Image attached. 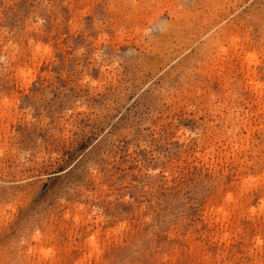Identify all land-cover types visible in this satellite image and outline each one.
Masks as SVG:
<instances>
[{"label":"rangeland","instance_id":"obj_1","mask_svg":"<svg viewBox=\"0 0 264 264\" xmlns=\"http://www.w3.org/2000/svg\"><path fill=\"white\" fill-rule=\"evenodd\" d=\"M0 264H264V0H0Z\"/></svg>","mask_w":264,"mask_h":264},{"label":"bare ground","instance_id":"obj_2","mask_svg":"<svg viewBox=\"0 0 264 264\" xmlns=\"http://www.w3.org/2000/svg\"><path fill=\"white\" fill-rule=\"evenodd\" d=\"M222 207V206H221ZM227 213V212H226ZM228 214V213H227ZM94 246V245H93Z\"/></svg>","mask_w":264,"mask_h":264}]
</instances>
